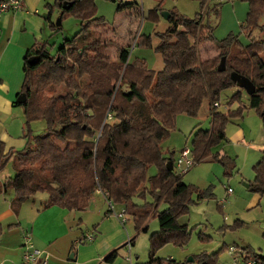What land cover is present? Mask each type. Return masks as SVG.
Returning <instances> with one entry per match:
<instances>
[{"label":"trees","instance_id":"1","mask_svg":"<svg viewBox=\"0 0 264 264\" xmlns=\"http://www.w3.org/2000/svg\"><path fill=\"white\" fill-rule=\"evenodd\" d=\"M95 1L44 0L50 37L62 31V25L52 21L54 12L61 21L75 18L79 29L57 49L48 41H38L26 51L18 94H25L26 100L14 103L24 112L25 145L0 155V172L8 164L14 172L0 181V194L12 191L9 207L17 216L22 204L36 194L46 195L43 210L57 207L81 212L99 191L128 216L134 232L132 245L140 233L148 231L150 220H157L158 230L148 238L147 260L133 264H183L157 253L169 244L184 249L190 243L195 227L179 220L189 214L194 196L208 199L212 190L184 183V175L174 169L172 152L166 157L162 145L176 129L177 116L196 117L206 103L209 126L196 127L191 138L194 163L216 162L226 177L236 172L235 159L213 149L225 141L227 125L243 118L242 95L234 94L223 112L214 104L220 107L222 92L236 87L232 73L243 76L255 87L248 95V109L264 127V0H238L248 4L240 32L221 40L215 38L208 16H217L222 2L197 0L199 12L193 18L168 11V27L154 35L158 40L154 47L150 35L136 36L139 47L153 48L160 55L163 67L159 71L150 69L143 58L131 60V41L116 36L112 24L97 16ZM161 1L147 17L133 0L119 1L116 12L132 9L142 19L156 22ZM63 3L69 5L67 10ZM241 34L247 44L240 40ZM205 45L214 46L215 55L202 58L200 48ZM222 58L225 69L220 72ZM235 103L240 106L231 110ZM36 121L45 124L39 134L31 129ZM151 167L156 170L153 175H149ZM253 171L255 179L248 190L263 196L264 157ZM2 234L0 225V238ZM197 240L210 242L212 238L200 230ZM78 242L87 244L83 237ZM242 248L257 264H264V255L249 246ZM119 249L107 252L101 262H114ZM223 249L191 258L198 264H217Z\"/></svg>","mask_w":264,"mask_h":264},{"label":"rangeland","instance_id":"2","mask_svg":"<svg viewBox=\"0 0 264 264\" xmlns=\"http://www.w3.org/2000/svg\"><path fill=\"white\" fill-rule=\"evenodd\" d=\"M133 1L136 2L138 6L142 7L145 17H147L149 10L155 8L158 4V0ZM95 3L97 16L103 17L108 22V24H112L113 28H115L116 36H122L128 41H131V46L136 36L139 34L146 36L150 35L152 37L153 47L157 44L158 40L154 37V35L156 33L164 32L168 27L167 21L162 17V12L175 11L187 18H193L195 14L199 12V2L197 0H162L160 6L162 11L157 13L158 20L155 22L152 19H142V16H138L136 11L132 9L116 12L119 3L118 1L96 0ZM233 4H235L237 7L236 12L232 10ZM44 5L45 2L43 4V14L46 15L47 11L44 8ZM238 6L244 9V13L241 15V17H239L241 19L239 21L237 20L238 16H240L238 13ZM247 11L248 4L246 2H241L238 0H223L218 15L216 16L215 14L210 13L208 16V22L215 27V38L221 40L230 34L237 35L240 32V26L244 20L242 18H245ZM57 18V12H54L52 21L56 22ZM262 21H264V19H262ZM61 25L62 31L58 32L52 37H50L51 32L48 30V26L46 27V29L49 31V35L44 39V41H48L49 44H55V49L61 45L64 39H69L79 29L78 22L73 17H65L61 21ZM240 40L243 44L248 43V40L244 34L240 35ZM200 54L202 58L215 55V48L212 45H205L200 48ZM130 58L131 60L134 58H143L146 60L150 69L155 71L162 69V59L159 54L154 52L153 48H143L136 44L130 53ZM237 92H240L242 95V102L240 105L245 107L243 118L234 119V121L227 125L225 132L227 133V131L233 129L235 125L244 123L245 128L251 133L252 136L259 138L264 137V127L262 121L254 111L248 109V95L243 89L235 87L222 92L218 111H225L227 109V102ZM240 105L235 103L230 107V109L235 110ZM206 111L207 104L205 103L202 106L200 113L196 117H190L187 115L177 116L176 129L171 133L170 138L163 143L162 149L165 150L166 147H169L170 151L172 152V150H174L176 152L175 156L178 157L181 149L183 150L186 147L191 148V138L193 133L197 130L196 127H199L198 129H207L209 126V120L204 119L202 116V114H204ZM44 127L45 124L42 121H36L31 124L33 134L41 133ZM15 150L20 149L15 148ZM165 156H169V154L166 152ZM155 171V168L151 167L149 170V175L155 174ZM13 175L14 172L11 169V165L8 164L6 168L0 172V181L4 182L7 178L12 177ZM183 178L185 182H193L191 185L201 189L212 186V191L217 195L218 193L222 192V185L229 182L231 188L235 191L234 196H239V201L238 204L235 205V208L231 209L230 205L232 206V201L228 200L227 204L224 205V213L217 211V203L214 200H210V202H208L209 205H206V202H200L198 205H192L189 214L183 216L179 220L180 224H186L189 228L195 227L190 243L184 249L177 248L171 244L166 245L158 251V257L172 258L178 262H182L183 264H198L197 262H188L189 259H192V255H199L203 252H206V254H215L218 253L222 247H224L223 251L218 254L217 262L222 264L230 261L229 255L227 254V247L237 246L242 248L243 245H249L252 247L253 251L264 255V237L257 229V226L264 229V197H260L257 194L258 196L255 197H260L261 207L254 211H246V202L250 199V197H253L255 193L249 192L246 189V184H241L238 179L232 181V178L234 177L224 176L222 166L216 162L195 164V166H193V168ZM209 181H211V183H209V185L206 187H203V185L207 184ZM12 194L13 193L11 190H8V192L4 195L0 194V210L2 205H4L3 200L12 197ZM45 198L46 195L40 193L34 196V200H31L33 201L32 203L25 202L26 204L23 207L21 206L22 209L20 208L21 211H19L20 216L18 219L12 216L2 217L0 211V225L3 228V234L0 238V264H5L4 260L8 255H16L19 254L17 251H22L24 236L27 235L32 238V236L28 233H24L23 237L21 238L22 229H25V225L22 224L21 227H15V224H17L19 220H22L23 222H29L30 224V221L35 219V209H42L40 202L46 200ZM196 198L197 197L194 196V200H196ZM32 204H34L35 207H33V210L31 209ZM105 204L107 206L106 202ZM236 210L240 211V218L246 223L245 225H243V223L235 222L237 218L235 215L233 216V213L236 212ZM113 211H115L114 213H119L121 209L113 204ZM74 215L75 222H77L78 218L81 216L84 219L81 213H75ZM10 225H13V227L8 228ZM85 225L86 223L84 221L81 228H84ZM157 227V220L152 219L149 222L148 231L146 233H140L136 237L134 247H131V249L133 248L132 250H134V252L139 251L141 253V259L135 260V262L140 263L147 260L148 237L155 229H157ZM220 227L223 228L221 229ZM68 230L72 231L75 236H78L79 234L76 223H74L72 226L68 225ZM127 230L129 232V237H132L134 232L131 223L127 224ZM200 230H204L205 234L210 236L212 240L210 242L198 241L197 233ZM37 231H41L40 233L46 235L43 233L44 229L39 227V224L37 226ZM34 237H36V234ZM34 237L31 240L35 241L36 239ZM19 244H21L22 247H20ZM55 248H59L61 252L63 251L66 256L65 258L68 259V244L66 241L64 242L59 240L56 242L55 246H52V249ZM134 252L132 254H134ZM119 255H121L123 258H126V249L124 247L120 249Z\"/></svg>","mask_w":264,"mask_h":264},{"label":"crops","instance_id":"3","mask_svg":"<svg viewBox=\"0 0 264 264\" xmlns=\"http://www.w3.org/2000/svg\"><path fill=\"white\" fill-rule=\"evenodd\" d=\"M43 4L44 0H22L20 9L7 12L0 16V155L6 153L9 149H22L25 145V139L23 138L24 112L22 108L15 106L14 103L16 102L22 86L23 64L26 51L34 43L44 41L49 35V31L46 29L47 25L44 22L46 18L44 19L42 17L44 13ZM232 10L236 12L237 7L235 4L232 5ZM238 13L240 16H238L237 20L239 21L241 20L239 17L244 13V9L238 6ZM242 19L245 20V18ZM202 116L204 119L209 120L208 109ZM253 137L254 136L245 128L244 123H241L227 131L225 141L213 149V152L225 153L236 159L237 170L232 174V177H234L232 181L238 179L241 184H246L247 190L249 184L255 179L253 168L264 157V137ZM166 152L168 154L171 152L169 147H166L164 150V153ZM175 153L176 152L172 150L174 163L177 159ZM184 183L192 184L193 182L187 183L184 181ZM209 183H211V181L207 182L203 187H206ZM209 187L212 190V186ZM227 189H231L232 193L227 194ZM234 195L235 191L231 188L229 182H227L222 185L221 193L217 195L212 191V196L208 199L196 198L194 205H198L200 202H206V205H209L208 202L214 200L217 203V211L224 213V205L227 204L228 200L232 201V206L230 205L231 209H234L235 205L238 204L239 196L235 197ZM258 195L255 193V195L250 197L246 202V211H254L261 207L260 197H264V195L255 197ZM10 199L11 197L3 200L4 205H2L0 210L1 216H12L18 219L20 213H18L17 216L12 213L9 207ZM31 200L27 202L32 203L33 201ZM44 201L45 200H43V202ZM43 202H40L41 208ZM105 202L106 199L104 196L99 191H96L91 197L86 209L81 212L67 211L57 207L44 210L35 209V219L30 221V224L29 222L19 220L18 223L15 224V227H21L22 224L25 225V229H22L21 238L24 233L30 234L32 238L36 234V237H34L36 240H31L33 242L32 245L48 256L47 264H107L101 262V258L112 249L123 248L126 235H129L127 224L131 223V221L128 220L122 225L114 216L115 211H109ZM26 203H24L22 207ZM31 207L33 210L34 204H32ZM117 207L121 210L123 209L121 206ZM75 213H81L84 219L81 216L78 218L77 222H75ZM234 215L237 218L235 222L243 223V225L246 224L240 218V211L236 210V212L233 213V216ZM84 221L86 225L84 228H81ZM74 223H76L77 229L79 230L78 236H75L72 231L68 230V225L72 226ZM38 224L41 229H44L43 233L46 235L40 233L41 231H37ZM257 229L263 236L264 229L258 226ZM92 230H95L93 241L87 244H80L78 240L81 239L87 231ZM157 230L158 227L153 232ZM59 240L66 241L68 244V259L65 258V254L63 251L61 252L59 248L52 249V246H55L56 242ZM19 246L22 247L21 244H19ZM72 246H75L74 251H72ZM248 246L249 245H243V247ZM132 247H134V244ZM250 248L252 249V247ZM132 249V263H139L135 262V260L141 259V253L139 251L134 252ZM18 252L19 254L16 255H8L4 263L20 264L24 255V248L22 251H17V253ZM133 252L134 254H132ZM110 264H127V262L125 258L118 255L114 262Z\"/></svg>","mask_w":264,"mask_h":264},{"label":"built area","instance_id":"4","mask_svg":"<svg viewBox=\"0 0 264 264\" xmlns=\"http://www.w3.org/2000/svg\"><path fill=\"white\" fill-rule=\"evenodd\" d=\"M121 1V0H115ZM223 0H212L210 3L217 4L222 2ZM22 0H4L0 2V16L11 11H16L21 8ZM136 45V38L131 46L130 52L134 49ZM214 107L218 108V104H214ZM195 165L194 160L191 156V151L189 148H184L174 163V169L179 175H185L193 166ZM232 190L227 189V194H231ZM107 207L109 211L113 212V203L106 198ZM114 216L120 221L122 225H124L128 220V216L125 215L123 209L119 213H114ZM95 236V230L87 231L83 238L89 243L92 242ZM23 248L24 255L20 264H47L48 256L45 255L42 251L36 249L32 245V241L30 236L23 237ZM126 242H124V248L126 249V258L125 261L127 264H133L131 259V237L126 235ZM227 254L229 255L230 261L222 264H257L256 261L250 257H248L246 251L243 248H239L237 246H229L227 248ZM219 264V263H217Z\"/></svg>","mask_w":264,"mask_h":264},{"label":"water","instance_id":"5","mask_svg":"<svg viewBox=\"0 0 264 264\" xmlns=\"http://www.w3.org/2000/svg\"><path fill=\"white\" fill-rule=\"evenodd\" d=\"M69 8V5H67V3H63V9L67 10ZM47 15H42V17L45 19ZM162 17L165 20H168L169 18V14L167 12H162ZM56 26H61V16H59L56 20ZM33 60V57L29 60V62H31ZM225 69V65H224V58L221 59L220 64L218 66V71L222 72ZM230 79L235 83L236 87L243 89L247 95H252L255 91V87L253 86V84L245 77L240 76L236 73H232L230 75ZM26 100L25 98V94H21L20 96L17 97L16 101L19 104L24 103ZM262 115H264V110L262 111ZM167 168L171 171L172 168V163L168 162L167 163ZM188 262H193L192 259H189Z\"/></svg>","mask_w":264,"mask_h":264}]
</instances>
